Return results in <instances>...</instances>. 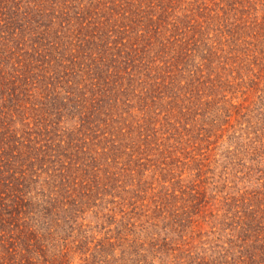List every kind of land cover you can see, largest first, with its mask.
I'll list each match as a JSON object with an SVG mask.
<instances>
[{
    "label": "trees",
    "instance_id": "obj_1",
    "mask_svg": "<svg viewBox=\"0 0 264 264\" xmlns=\"http://www.w3.org/2000/svg\"><path fill=\"white\" fill-rule=\"evenodd\" d=\"M242 95L251 190L211 237L185 230L203 198L185 223L155 199L147 243L99 215ZM0 264H264V0H0Z\"/></svg>",
    "mask_w": 264,
    "mask_h": 264
},
{
    "label": "rangeland",
    "instance_id": "obj_2",
    "mask_svg": "<svg viewBox=\"0 0 264 264\" xmlns=\"http://www.w3.org/2000/svg\"><path fill=\"white\" fill-rule=\"evenodd\" d=\"M252 101V97L245 98L244 95L233 99L231 102L240 104L241 107L238 110L235 107L232 108L227 117L222 118L221 116L216 127L212 123V127H214L212 130L195 129L193 132H189V135L181 131V141L188 143L184 150L175 151L174 156L166 157L165 161L160 157L152 160L153 156L150 155L149 163L147 162L150 166L148 170L143 171L144 176H149L146 177L147 184L136 191H133L134 186L128 185L129 192L125 193L126 200L122 202V199L116 197L113 203H105L106 205L103 206H106L107 209H101L99 215L114 213L116 219H119L123 213H127L123 223L130 217V222L134 223V234L125 229L124 226L120 227V233L122 235L128 234L129 238L135 239L138 243L143 241L147 243L150 241L152 232H160L159 227L149 226L150 223L146 222V217L142 215L143 210L148 209V212H151L155 199L157 205L162 204L163 207L172 210L177 214V219L185 223L182 218L186 217V214L191 210V205L196 203V200L199 201L200 198H203L204 202H207L205 204L206 211H202L198 216H193L192 225L185 230L188 231L187 235L190 234V229H193V234L201 233L204 238L206 236L211 237L208 233L209 230L221 226L217 224L216 227L210 228L215 222V220H208L211 219L210 213H220L218 210L227 207H223V203L229 205L232 198L239 197L245 191L251 190L252 179L245 176L248 171L247 167L251 163L245 161L244 154L238 153L241 146L238 143H240L241 138L246 140L245 132L250 128L244 123L239 124L238 119L242 113L243 115L257 113L258 109L251 105ZM204 117L205 114L197 116L199 124L202 123V119H205ZM203 127L207 128L208 126L203 125ZM243 162H246V167L243 166ZM151 175H153V179ZM136 181L137 179L133 183ZM193 195L197 197L195 200ZM128 202H134V204L129 205ZM133 207L134 209H132ZM94 209L98 210L99 208ZM109 209H114V211ZM131 210L133 211L131 212ZM204 214L205 220L201 217ZM94 216L91 211L86 214L85 222H89V227L94 228L95 225L100 227L103 221V225L107 226L105 217L97 218ZM186 222L188 224V220ZM97 227L94 228V233H98ZM109 227L113 230L112 233H115L114 225ZM98 236H100L99 233Z\"/></svg>",
    "mask_w": 264,
    "mask_h": 264
}]
</instances>
